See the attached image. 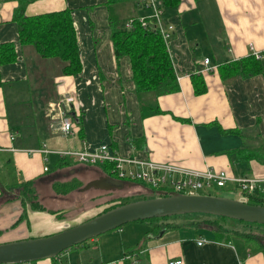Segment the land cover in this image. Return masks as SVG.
Listing matches in <instances>:
<instances>
[{
	"label": "crops",
	"instance_id": "0c3cea01",
	"mask_svg": "<svg viewBox=\"0 0 264 264\" xmlns=\"http://www.w3.org/2000/svg\"><path fill=\"white\" fill-rule=\"evenodd\" d=\"M28 1L27 16L71 10L81 72L67 76L58 58H41L33 46L20 45L17 25L11 21L18 4L0 0V45L13 44L16 53L14 63L0 68V244L67 229L82 210L93 211L99 203L101 190L79 189L110 176L104 169L108 166L78 164L58 152L107 145L123 158L194 171L222 170L231 178H264V0H185L167 10L165 20L174 26L167 51L179 90L157 99L160 114L146 116L133 91L129 59H115L109 28L110 16L129 19L143 14L140 0L110 9L107 0ZM199 22L202 29L193 31ZM252 56L258 59L260 73L222 76L224 66ZM204 59L214 67L208 73L203 72ZM65 97L79 106L75 134L61 130L56 106ZM43 147L50 153L39 152ZM22 182L34 184L39 204L54 212L55 223L46 224L40 211L20 197L15 185ZM55 183L78 188L57 195ZM225 187L236 189V184L229 180ZM129 190L135 188L125 192ZM84 194L85 199L79 198ZM185 221L129 223L128 229L91 239L54 261L264 264L262 250L252 246L253 251L240 232L210 221L189 227Z\"/></svg>",
	"mask_w": 264,
	"mask_h": 264
},
{
	"label": "trees",
	"instance_id": "16d2710c",
	"mask_svg": "<svg viewBox=\"0 0 264 264\" xmlns=\"http://www.w3.org/2000/svg\"><path fill=\"white\" fill-rule=\"evenodd\" d=\"M7 1H14L18 4L12 14L11 21L17 25L20 45L33 46L41 58H58L63 62L62 72L67 76H74L81 72L77 36L71 16V10L65 9L58 12L27 16L26 7L30 1ZM141 1L142 0L139 2L142 10L144 11ZM157 1L164 10V17L167 10H175L181 2L180 0ZM126 2H129V0H107L106 6L110 9L114 5ZM127 20V18L121 19L119 16L109 17V28L111 32L110 40L113 46L115 59L117 62L123 57H127L129 59L132 76L131 82L133 91L140 104L141 115L146 116L151 114H160L161 111L156 103L157 99L161 96L176 93L179 90L174 68L167 51V46L157 32L150 29L142 30L136 21L130 28H126L125 24ZM257 60L258 59L252 56L240 59L233 64L226 65L224 66L225 74L222 76H255L261 71V66L258 64ZM15 61L16 53L14 45L7 43L0 45V68L3 65L11 64ZM1 85L2 83L0 80V86ZM195 92L200 93V90H196ZM104 165L108 166V168L106 166V168H104L106 169L107 174L115 177L116 179V176L110 173L112 165ZM127 183H133L134 186L137 185L138 187L149 191V188L140 182L130 181ZM15 187L19 189L20 197L28 202L32 208L42 209L38 202V195L32 182H22L15 185ZM52 188L57 195H67L71 191L76 190L78 187L73 183L67 185V187H65V185L55 183ZM150 191L153 193L156 192L151 189ZM159 196L160 195H157V197ZM128 202L131 201L125 200L118 205L105 209L102 213ZM247 203L264 206V197L248 196ZM100 214H97V216ZM165 219L167 218H153L138 222L152 223ZM242 223L247 225L253 224L246 222ZM237 234L250 244L245 234ZM85 243L70 249L81 247ZM256 247L264 253L262 245L256 244ZM56 258L52 259L53 264H57V262L54 261Z\"/></svg>",
	"mask_w": 264,
	"mask_h": 264
},
{
	"label": "water",
	"instance_id": "95a60500",
	"mask_svg": "<svg viewBox=\"0 0 264 264\" xmlns=\"http://www.w3.org/2000/svg\"><path fill=\"white\" fill-rule=\"evenodd\" d=\"M133 186V183L104 176L86 184L79 191L94 188L105 192H117ZM158 195L160 196L156 198L122 204L54 235L0 244V264H29L53 259L72 247L126 224L153 218L206 214L264 225V206L262 205L209 194L160 192Z\"/></svg>",
	"mask_w": 264,
	"mask_h": 264
},
{
	"label": "built area",
	"instance_id": "2783aa9c",
	"mask_svg": "<svg viewBox=\"0 0 264 264\" xmlns=\"http://www.w3.org/2000/svg\"><path fill=\"white\" fill-rule=\"evenodd\" d=\"M184 3L185 0H180ZM144 13L127 20L125 27L130 28L136 21L142 30H153L157 32L163 42L167 44L172 37L174 26L166 22L164 10L157 0H142ZM258 57V55H255ZM203 72L208 73L214 69L209 65V60L204 59ZM73 98L65 97L57 104L56 108L60 114V124L63 134H75L74 122L78 116L79 106L74 105ZM75 108V109H74ZM75 112V113H74ZM71 115H74L73 117ZM76 123V122H75ZM10 139L14 137L10 135ZM39 152L50 153L45 147ZM63 157L72 158L76 163L89 166L110 164V173L121 181H136L144 184L151 190L160 192H176L181 194H200L202 191L215 186L224 187L227 181L231 180L236 184V189L244 197L243 202H247L248 196L264 197V178H231L222 170L206 169L204 171H194L171 164H159L151 161L138 160L135 158H123L109 151L107 145H100L94 149L85 148L82 151L58 152ZM46 171L47 168H44ZM161 187H168L170 190H162ZM203 241H199L201 245ZM180 260L169 264H181Z\"/></svg>",
	"mask_w": 264,
	"mask_h": 264
},
{
	"label": "rangeland",
	"instance_id": "374dc122",
	"mask_svg": "<svg viewBox=\"0 0 264 264\" xmlns=\"http://www.w3.org/2000/svg\"><path fill=\"white\" fill-rule=\"evenodd\" d=\"M201 25L202 24L199 22L198 23L199 28L195 27L193 29V31L198 30V29L199 30L202 29ZM202 58H203L202 55H200L201 60H202ZM22 108H24V107H22ZM131 188H135V190L134 191L129 190V191L125 192V189H123L122 191H117V192L114 191L112 194L109 192L107 193L105 191H100V193L101 192L102 193L100 194V197L97 198L99 200V203H97V206L95 207V209L93 211L92 210L91 211L82 210L81 213H79L78 218L73 219L72 222L70 223L71 227L76 226V225H78L84 221H87V220L97 216V214L102 213L105 209L110 208L114 205H118V204L124 202L125 200H130L131 202H133V201L143 200L144 198L145 199L156 198L158 195L156 193H150L146 189L138 187L137 185L133 186ZM161 189L162 190H170V188H168V187H161ZM93 191L94 190L91 189L89 193H95ZM124 192H125V194H123ZM49 193H51L50 190H48V194ZM200 194H209V195H214V196H219V197H225L228 199L238 200V201L244 200V197L241 195V193L232 187L218 188L215 186H211L210 188L206 189L205 191H202ZM74 196L76 197L75 194H74ZM75 197H74V200H75ZM86 197H87V194L79 195V198H81V199H85ZM113 199H115V200H113ZM48 206H50V204H48ZM79 206L81 207V205H79ZM41 208L42 209H34L33 208L36 211H40L39 212V213H41L40 219L47 221V222H45L46 224L55 223L53 220H51L52 216L54 215V212L47 211L46 209H44V207L42 205H41ZM82 208L84 209V206ZM89 209H92V208H89ZM44 217H47V219H45ZM167 219L173 220V221H181L184 219V220H186L185 222L189 224V227H192L194 225L200 226L199 222H206V221L214 222V223L222 226L223 228H226V229L231 228L235 231H238L242 234H245L249 240L250 245L257 242L256 244H260L264 247V225H259V224L247 225V224L242 223V222L237 221V220H233V219H229V218H221L218 216L206 215V214L205 215L204 214H184V215L170 216V217H167ZM60 223H62V222H59L56 224L60 225ZM126 225H128V224H126ZM126 225L122 226L121 228L116 229L115 232H117L119 229H123V230L128 229V226H126ZM68 228H70L69 223H68ZM64 230H66V229H63L62 231H64ZM62 231H59V232H62ZM59 232H57V233H59ZM43 234L54 235V234H56V230L50 229L47 232H44ZM50 235H47V236H50ZM42 237H45V236H42ZM37 238H40V237H37ZM233 238H235V237H233ZM252 238H253V243H252ZM221 239H223V238H221ZM237 242H238L237 240L234 241V243H237ZM256 244L251 245V247L252 246L256 247ZM253 247H252V250L255 251V249Z\"/></svg>",
	"mask_w": 264,
	"mask_h": 264
}]
</instances>
